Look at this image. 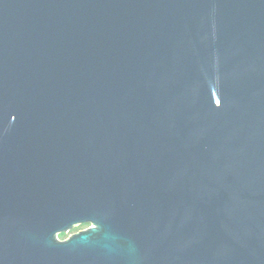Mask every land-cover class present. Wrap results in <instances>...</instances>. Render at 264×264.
<instances>
[{"label": "water", "instance_id": "obj_1", "mask_svg": "<svg viewBox=\"0 0 264 264\" xmlns=\"http://www.w3.org/2000/svg\"><path fill=\"white\" fill-rule=\"evenodd\" d=\"M0 264H264V0H0Z\"/></svg>", "mask_w": 264, "mask_h": 264}, {"label": "flooded vegetation", "instance_id": "obj_2", "mask_svg": "<svg viewBox=\"0 0 264 264\" xmlns=\"http://www.w3.org/2000/svg\"><path fill=\"white\" fill-rule=\"evenodd\" d=\"M87 227H89V224H82V225H79L78 227H76L77 228V230H75V231H70V233L68 234V235H70V234H72V233H74V232H76V231H79V230H82V229H85V228H87Z\"/></svg>", "mask_w": 264, "mask_h": 264}, {"label": "trees", "instance_id": "obj_3", "mask_svg": "<svg viewBox=\"0 0 264 264\" xmlns=\"http://www.w3.org/2000/svg\"><path fill=\"white\" fill-rule=\"evenodd\" d=\"M73 231H75V230H77V228L75 227L74 229H72ZM71 230V231H72ZM68 233H62V234H59V238H62V239H64L65 237H66V235H67Z\"/></svg>", "mask_w": 264, "mask_h": 264}, {"label": "rangeland", "instance_id": "obj_4", "mask_svg": "<svg viewBox=\"0 0 264 264\" xmlns=\"http://www.w3.org/2000/svg\"><path fill=\"white\" fill-rule=\"evenodd\" d=\"M69 233H70V232H69ZM69 233H68V234H69ZM68 234L66 235V237L68 236ZM66 237H65V238H66ZM61 239H62V238H61Z\"/></svg>", "mask_w": 264, "mask_h": 264}]
</instances>
